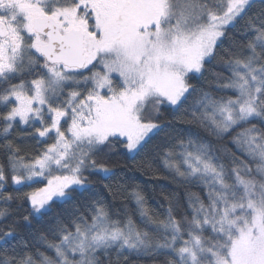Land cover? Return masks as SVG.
<instances>
[{"label": "snow or ice", "instance_id": "6c2138e0", "mask_svg": "<svg viewBox=\"0 0 264 264\" xmlns=\"http://www.w3.org/2000/svg\"><path fill=\"white\" fill-rule=\"evenodd\" d=\"M0 109V264H264V0H0ZM117 143L204 196L112 209Z\"/></svg>", "mask_w": 264, "mask_h": 264}, {"label": "trees", "instance_id": "16d2710c", "mask_svg": "<svg viewBox=\"0 0 264 264\" xmlns=\"http://www.w3.org/2000/svg\"><path fill=\"white\" fill-rule=\"evenodd\" d=\"M227 47V45H225ZM215 64V62H214ZM210 73L206 74L205 80L200 82L201 86L205 87V90H212L214 87V78L211 72L222 73L227 76L228 73L219 66H210ZM231 95V93H229ZM3 109H0L2 111ZM165 115L167 118V111ZM25 126L17 125L13 136H20L24 133ZM9 139H12L10 136ZM17 144H21L31 150L35 147V142L32 140H19L15 141ZM229 147H231L229 145ZM105 159L110 163V165L115 169V175L111 179H105L102 182L104 184L116 185L114 192H118V195L113 196L111 193H104L105 198L110 202L112 209L116 211H122L124 206H127L129 212L133 215V219H136V206L134 200L131 198L130 193L133 188L138 189L142 192L147 201V207L154 210V212L159 213L161 218H164L165 208L167 203L165 197L175 198V200L180 205L181 211L186 209V193L192 192L197 193L201 197L204 196L205 190L199 186H186L181 182L174 180L167 171L163 169L158 163L152 168H144L140 166L141 157L132 158V155L126 153L120 144H116V147L112 150V153L105 157ZM94 180H100V177H93ZM43 183L35 184L33 187H43ZM8 191H12L9 187ZM32 189H24V191H31ZM27 207V205L25 206ZM25 215L28 213L25 212ZM118 218V217H116ZM179 219V214L177 215ZM138 222V221H137ZM5 225L11 224V220H6L3 222ZM36 227L42 228L43 224L40 222L36 223ZM20 232L19 238L27 239V230L23 225L17 226ZM210 233L206 232L205 235ZM187 238V237H185ZM51 239V238H50ZM15 243V242H14ZM41 251H44L46 255L52 256L53 253L45 248L41 247ZM127 255V254H126ZM170 258V257H169ZM116 257L113 254L112 260L115 261ZM100 260L103 264H108V261L104 256H100ZM121 264H125L124 260H121ZM126 264H163V257L158 259H153L147 256H127Z\"/></svg>", "mask_w": 264, "mask_h": 264}]
</instances>
